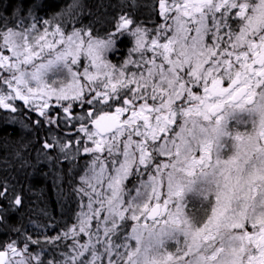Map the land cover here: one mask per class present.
Returning a JSON list of instances; mask_svg holds the SVG:
<instances>
[{
    "label": "snow or ice",
    "instance_id": "obj_1",
    "mask_svg": "<svg viewBox=\"0 0 264 264\" xmlns=\"http://www.w3.org/2000/svg\"><path fill=\"white\" fill-rule=\"evenodd\" d=\"M138 6L103 34L80 0L49 19L0 7V110L71 125L42 147L84 161L51 256L8 222L22 198L0 182V264H264V0Z\"/></svg>",
    "mask_w": 264,
    "mask_h": 264
},
{
    "label": "trees",
    "instance_id": "obj_2",
    "mask_svg": "<svg viewBox=\"0 0 264 264\" xmlns=\"http://www.w3.org/2000/svg\"><path fill=\"white\" fill-rule=\"evenodd\" d=\"M69 2L71 0H0V7L11 13L22 6L25 14L30 9L35 15L49 19L58 17ZM80 2L84 5L80 17L82 24L91 25L103 34L112 17L121 11V5L131 0ZM136 3L138 7H126L123 10L131 12L140 20H148L150 16L154 18L151 11L153 0H136ZM121 47L124 48L123 45ZM74 135L75 129L71 125L25 128L20 122H12L11 116L0 110V182L6 181L9 196L17 194L22 198L21 206L9 208L8 222L20 233L39 238L50 256L64 251V245L71 243L70 240L55 241L59 245V248H55L53 243H45V240L62 236L65 226L75 222L79 210V197L74 192L78 181L76 173L84 161L79 158L75 161L65 160L57 152L45 150L42 143L53 137H62L67 142L68 137ZM4 206L9 207L7 201ZM10 235L15 237L17 233L12 232ZM0 239L6 240L7 237L0 235Z\"/></svg>",
    "mask_w": 264,
    "mask_h": 264
},
{
    "label": "rangeland",
    "instance_id": "obj_3",
    "mask_svg": "<svg viewBox=\"0 0 264 264\" xmlns=\"http://www.w3.org/2000/svg\"><path fill=\"white\" fill-rule=\"evenodd\" d=\"M151 18H152V16H150ZM45 19V18H44ZM152 20H156V17L154 16V18L152 19ZM122 50H124V51H126V49H125V47L123 48V47H121V51ZM118 58V57H117ZM67 134H69V132H66ZM80 211V209L78 210V212ZM74 221H76V215H75V220Z\"/></svg>",
    "mask_w": 264,
    "mask_h": 264
}]
</instances>
